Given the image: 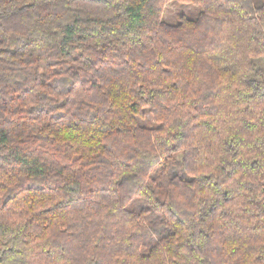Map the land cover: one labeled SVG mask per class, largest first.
<instances>
[{
	"label": "clouds",
	"instance_id": "9594fccd",
	"mask_svg": "<svg viewBox=\"0 0 264 264\" xmlns=\"http://www.w3.org/2000/svg\"><path fill=\"white\" fill-rule=\"evenodd\" d=\"M0 50V264H264V0H0Z\"/></svg>",
	"mask_w": 264,
	"mask_h": 264
},
{
	"label": "trees",
	"instance_id": "16d2710c",
	"mask_svg": "<svg viewBox=\"0 0 264 264\" xmlns=\"http://www.w3.org/2000/svg\"><path fill=\"white\" fill-rule=\"evenodd\" d=\"M23 3L24 4H30L31 0H23ZM129 11L134 16H136L137 19H141V17L139 16V10L138 9L130 8ZM188 22L191 23L192 21L189 20ZM161 23L164 24L166 22L162 19ZM167 23L171 24L169 22H167ZM175 25L177 27L182 26L181 22L178 23V24H175ZM71 31H72L71 28H66V33L67 34H70ZM0 51H3V50H0ZM9 54L10 55H15L16 54L15 50H12ZM101 54L102 55H106V53H101ZM80 55H83V53H80ZM73 59L75 60L76 57H73ZM90 59H91V57H90ZM52 66H53L52 63L50 62L49 63V67H52ZM9 71H11V69H9ZM164 71H168V70L164 69ZM4 79H5V77L2 74H0V81H2ZM247 83H248L249 87L255 86L256 88H259V84L255 81L254 77L250 78ZM41 84L43 86L44 82L42 81ZM49 87H51V85H49ZM30 91H31L30 88H21L19 81L15 82V87H11L10 88L8 85H5L4 87H0V107L4 108L5 111H6L8 105L11 104V103L19 102L20 104H23V101H24L25 97L28 94H30ZM44 95H46V93ZM262 95H264V94H262ZM120 99H121V97H117V100H120ZM135 106H136V102L133 101L132 104L130 105V107H132L134 109ZM32 107H37V106L33 105ZM60 108L61 109L63 108V104H61ZM29 111H31V108L29 109ZM40 112H41V114H44V109L42 107L40 108ZM55 115L57 117H61V116H63V112L62 111H58ZM7 119L8 118L6 117V120ZM147 127H152V126L148 125ZM156 129L157 130H162V125L158 123L156 125ZM77 130L78 129L72 128L70 126H64L63 128L60 129V131L63 132L65 135L69 131H71L73 134H75V132ZM46 133H47V129H45L44 133H42V135H44L45 140H48L49 142H53L54 143L55 142V134L52 137H49V136H47ZM97 133L102 135L103 131L98 129ZM38 135H41V134H38ZM95 135L96 134H90V136H89V139H88L89 151H88V153L86 155L91 156V155H95L96 154L90 147V145L95 142ZM9 144H11V141L9 139L8 132L3 131V129H0V160H4L5 163L21 165L24 168L25 171H28L31 174H37L38 173V169H36V168H34L32 166L33 162L29 161L27 153H24V152L20 151V149H22L23 145H24L23 138L21 137V139H20V145L11 148L10 151L8 152V154L5 155L3 150L5 148H7L9 146ZM76 159L85 168L88 167V163L85 160V154L78 155L76 157ZM256 164H257V161L253 160L252 161V166L254 167ZM0 168H3V165H0ZM150 179H151V177H150ZM21 190L24 191V192H27L29 194V197H28L29 200H31L33 202H39L40 203L41 206L39 207L38 211H39V213L44 214L45 223H47L48 215H53V216L58 215V212L57 213H52L51 212V209L55 208L56 204L51 203V202H47L44 199H42L46 195V192H45L43 186L37 185L35 188H33L29 184V185H26L25 187H23ZM56 203H60V201H57ZM32 207L33 206L30 203L28 205L29 210H32ZM142 211L143 212L150 211V208H147V207L143 208ZM211 211L212 210L210 209L209 212L211 213ZM33 214L35 215L36 213L34 212ZM37 218L39 219L40 217L38 216ZM249 218L254 220V219H256V216H255V214H252ZM175 223L177 225H182V218L176 220ZM61 228H63V225H61ZM171 235L176 236V235H178V232H172ZM261 259H262V257H260V256L256 257V261L257 262L261 261Z\"/></svg>",
	"mask_w": 264,
	"mask_h": 264
},
{
	"label": "rangeland",
	"instance_id": "374dc122",
	"mask_svg": "<svg viewBox=\"0 0 264 264\" xmlns=\"http://www.w3.org/2000/svg\"><path fill=\"white\" fill-rule=\"evenodd\" d=\"M175 15H176L177 17H180V19H178V20L175 21V24H178V23H180L181 20L183 19V9L177 11V12L175 13ZM168 22H169V23H173L172 21H168Z\"/></svg>",
	"mask_w": 264,
	"mask_h": 264
}]
</instances>
